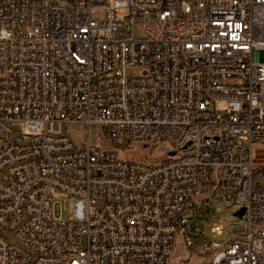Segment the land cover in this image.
I'll use <instances>...</instances> for the list:
<instances>
[{
	"label": "built area",
	"instance_id": "obj_1",
	"mask_svg": "<svg viewBox=\"0 0 264 264\" xmlns=\"http://www.w3.org/2000/svg\"><path fill=\"white\" fill-rule=\"evenodd\" d=\"M260 51L264 0H0V264H264ZM212 205L243 208L221 240Z\"/></svg>",
	"mask_w": 264,
	"mask_h": 264
},
{
	"label": "rangeland",
	"instance_id": "obj_2",
	"mask_svg": "<svg viewBox=\"0 0 264 264\" xmlns=\"http://www.w3.org/2000/svg\"><path fill=\"white\" fill-rule=\"evenodd\" d=\"M259 59L264 62V51L259 52ZM94 128H96V132L92 135L94 142L108 149L114 148L108 138L97 131L99 130V127ZM68 131L75 144H82L86 131L83 126L70 125ZM169 145L170 144H168L167 141H161L156 145L148 146L146 148L143 147L144 145L142 144H134L122 149L119 156L121 158L123 156L129 160L158 162V160L163 159L164 150L169 147ZM170 153L171 152H169L168 155H173V153ZM53 199L56 200L53 208L54 215L63 219L69 218L72 213L69 207L68 197L63 193L56 191L53 194ZM233 213L234 210L232 208H224L218 205H212L203 210H199V215L192 224L193 235L198 237L204 236L210 239L214 238L216 240L223 239L230 223L235 219ZM214 223L221 225L224 229V232L221 235H214L211 232V226ZM178 256H182L183 258H179ZM170 259V264H199L204 261V255L201 254L198 249H187L184 251L181 245L177 244Z\"/></svg>",
	"mask_w": 264,
	"mask_h": 264
},
{
	"label": "water",
	"instance_id": "obj_3",
	"mask_svg": "<svg viewBox=\"0 0 264 264\" xmlns=\"http://www.w3.org/2000/svg\"><path fill=\"white\" fill-rule=\"evenodd\" d=\"M173 152H171L170 154H172ZM243 212V208H240L239 210H237L235 213H234V216H240Z\"/></svg>",
	"mask_w": 264,
	"mask_h": 264
}]
</instances>
